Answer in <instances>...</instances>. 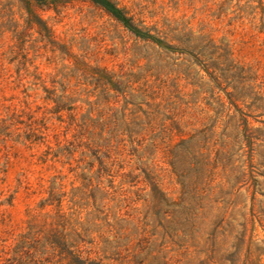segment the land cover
Segmentation results:
<instances>
[{"label":"rangeland","instance_id":"374dc122","mask_svg":"<svg viewBox=\"0 0 264 264\" xmlns=\"http://www.w3.org/2000/svg\"><path fill=\"white\" fill-rule=\"evenodd\" d=\"M24 1L52 43L26 29L19 0H0V264H264V0H111L170 51L90 0ZM12 116L42 142L4 130ZM55 178L61 205L47 202ZM98 185L129 199L104 201L109 222L139 219L142 235L103 244L114 231L94 219ZM152 185L171 201L199 192L197 217L183 210L169 234L162 214L143 220ZM72 213L84 243L59 226Z\"/></svg>","mask_w":264,"mask_h":264},{"label":"trees","instance_id":"16d2710c","mask_svg":"<svg viewBox=\"0 0 264 264\" xmlns=\"http://www.w3.org/2000/svg\"><path fill=\"white\" fill-rule=\"evenodd\" d=\"M24 6L25 9L27 10V14L28 17L26 19V29H32L34 27V25L38 26V33L45 37L50 43H52V39H51V31L50 29L47 27L46 22H44L40 17H38L35 12L33 11L30 3L28 1H24V0H19ZM92 1L94 4H96L97 6L101 7L102 9H104L108 14H110L113 18H115L117 21H119L120 23H122L128 30H130L133 34H135L137 37H141L144 38L146 41H149L157 46H159L160 48L170 51L173 48L170 47V45L165 44L161 39L155 37L154 35L147 33V32H143L140 29H138L137 27H135V25H133L132 20L130 18L127 17V14L120 9L115 3H113L111 0H90ZM16 30V29H15ZM42 32H45L46 36H44L42 34ZM22 33V32H21ZM23 34V33H22ZM16 36V41H19L20 44H17L15 46V48L12 49V53L16 54L15 59H18L19 56V51L18 50H23L24 49V44H23V40L20 39L21 35H18V32L15 33ZM198 39V38H197ZM204 48L206 49V51L208 52V54L212 55L213 57H215V59H220L221 57H223L224 55H227L228 53L226 51L221 52V50H223L221 47L215 45V44H211L210 42L205 43ZM191 56H194L192 54H190ZM195 58H197L196 56H194ZM198 60V59H197ZM27 63V59L25 56H23V62H20L19 64H21L22 66H25ZM234 67H232L233 69ZM215 81H217L215 78H213ZM45 92H47V94H50L51 92H49L48 90H45ZM51 97H46V100H53L56 103V110L60 111L63 109V107L60 105V103L58 101H56L55 99H50ZM61 100H65L67 99L66 97L62 96L60 97ZM59 99V100H60ZM2 126H4V130H8L11 127H16L20 124H24L26 126L27 131H25L24 135H23V139L26 142H29L31 144H37L42 142L43 137L41 135V131H40V127H35L32 123L26 124L23 121H20L18 116H12L10 118H8L7 120H2ZM34 124H37V122H33ZM18 138H21V135L18 136ZM51 148L49 147L48 150L45 152L44 156L48 157L49 155H51ZM68 154H70V150L68 148L65 149ZM54 157H56V155H54ZM103 172L106 173L107 169H105L104 167L102 168ZM101 176H99L98 181H100ZM59 178H55L54 183L52 185V187L50 188V195L49 198L47 199V202H49L50 204H53L54 202H57L58 205H61L62 200L64 197H66V193H58L57 190L62 189V185H59V188L55 187L56 184V180ZM111 189H114L113 185H110ZM88 187H91V185H84L83 189H88ZM90 197L93 198V206L96 209V214L94 216L95 221L100 222L97 227L101 228V229H105L106 232L110 233L112 231H114L113 234V238L114 240H108L106 238L103 239V244L105 246H109L111 248H118L120 242H123L127 239H129V237L134 236V235H142L145 232V228L142 227L140 225V220H136V219H131L128 220L127 218H121L120 216L114 214L113 220H114V224H111L109 222V215L105 214L104 211V201L106 199H109L110 201L115 202V209L121 210L122 208H127L128 205V201L129 199L125 197L124 193H120L118 194V191H114L113 193H110L108 190H106L105 188L102 187H95V188H91L90 190ZM99 194L100 195V199H99V205L96 206V200L97 197H95V194ZM118 195V196H116ZM184 195V193H183ZM186 195V194H185ZM196 195V198L195 196ZM193 196L190 197V199H186V198H181L180 201H174V200H169L165 197V195L154 185H152V189H151V193H150V200L149 203L147 205V209L145 211L143 220L148 219V215L151 216H157V214H162V222L164 221L165 225H161V227H163V229L165 230L166 233L169 234V232L171 230H173V232H176V228L172 229L171 226L176 227V225H182V220L184 222H187V220H189L188 218H196L197 217V213L196 210H198L197 208L193 207L195 204V200L198 198V200H201L199 192L197 194H194ZM76 197V195H75ZM193 198L195 200H193ZM46 202V201H45ZM70 202L76 206L79 204V201H74V199L72 198L70 200ZM197 202V201H196ZM197 204H199V202H197ZM198 208H201L200 206H198ZM183 210L190 212L189 217H186L185 219L183 218L181 221L179 219V217H181V213ZM75 213H72L68 218H64V216H59L61 219H63V223H60L59 226H62L63 229L67 226L68 229H70L69 232V237L75 241V242H79V243H84L85 239L84 236L86 234H88V230L84 231L83 233H80L77 231V229L75 228L76 226L80 225L78 224V222H73V218L72 216H74ZM58 215V214H57ZM92 216V214H91ZM170 217V218H167ZM67 219V220H66ZM93 219V218H92ZM221 221V220H220ZM126 225H130L131 226V233H126ZM145 225V223H144ZM168 229L170 230L168 232ZM120 256V254H118ZM120 258V257H119Z\"/></svg>","mask_w":264,"mask_h":264}]
</instances>
